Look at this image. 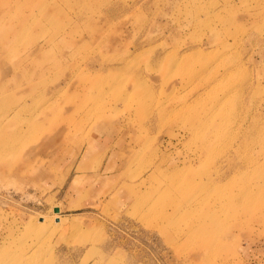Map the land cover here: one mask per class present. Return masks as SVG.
Masks as SVG:
<instances>
[{"label": "rangeland", "instance_id": "obj_1", "mask_svg": "<svg viewBox=\"0 0 264 264\" xmlns=\"http://www.w3.org/2000/svg\"><path fill=\"white\" fill-rule=\"evenodd\" d=\"M34 43L0 264H264V0H0V70Z\"/></svg>", "mask_w": 264, "mask_h": 264}, {"label": "bare ground", "instance_id": "obj_2", "mask_svg": "<svg viewBox=\"0 0 264 264\" xmlns=\"http://www.w3.org/2000/svg\"><path fill=\"white\" fill-rule=\"evenodd\" d=\"M46 22H48L47 19H46ZM17 31L18 30H16V32ZM214 39H219V38L218 37H215ZM221 44H222V41H221ZM42 46L43 45H39L37 43L32 44V46H30V48L27 50V54L25 55V57H21V59H19V61L15 62V65L13 64L12 66H9L10 64H5L6 67H2L1 68V70H0V96H2L3 94H5L4 96H9L15 90V86H17L21 82H23V83H27V82H30V81L33 82V79L32 78H34V75H32L29 78V76H26L25 75V70L30 66V64H33L34 59H36L39 56V54L41 53ZM54 63H53V65H56V63L55 64ZM41 68H42V71L36 76L37 79L42 78L47 73V71L49 69V65L43 66ZM8 71L11 72V76L10 77H7L6 76V73ZM18 73H24L25 76L18 78V77H16ZM259 85H260V82L257 80V86H259ZM62 94H61V96H62ZM32 95H33V93L30 90V94L28 95V99H20V104L18 106H15L10 111L9 116L6 115V118H7L8 122L10 124H13L14 122H16V118H18V115L21 112H24L25 109L28 108L27 107V102L30 99L33 98ZM244 113L245 114H248L246 111ZM247 117H249V122L252 121V120H254V126L251 129V131L258 130L255 126L260 123L259 120L262 118V111L260 110V112L258 111L257 113H254L253 115H250V116L247 115ZM33 124L34 123H31V129H29L27 131H21L20 129H18L16 127V129H15L16 131L14 132L13 135H17V134L22 133V134H25V136H26L27 134L34 133L38 129V124H34V126H33ZM40 129H41V126H40ZM243 134L244 135L243 136H240V138L236 142V148L234 149V155L235 154H238L239 150L241 148H244L245 145H247V138L249 137L248 135L253 134V132H250L248 130L247 132H243ZM257 136H261V135H257ZM89 148H90V146H89ZM200 152H203V151H200Z\"/></svg>", "mask_w": 264, "mask_h": 264}]
</instances>
